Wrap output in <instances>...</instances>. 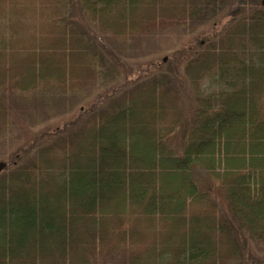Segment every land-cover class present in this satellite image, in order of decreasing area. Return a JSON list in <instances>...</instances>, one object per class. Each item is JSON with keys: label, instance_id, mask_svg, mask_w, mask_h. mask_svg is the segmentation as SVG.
Here are the masks:
<instances>
[{"label": "trees", "instance_id": "obj_1", "mask_svg": "<svg viewBox=\"0 0 264 264\" xmlns=\"http://www.w3.org/2000/svg\"><path fill=\"white\" fill-rule=\"evenodd\" d=\"M216 15L184 63L191 110L178 64L77 108L114 77L89 24L138 39ZM0 161V264L240 261L264 245V0H0Z\"/></svg>", "mask_w": 264, "mask_h": 264}, {"label": "rangeland", "instance_id": "obj_2", "mask_svg": "<svg viewBox=\"0 0 264 264\" xmlns=\"http://www.w3.org/2000/svg\"><path fill=\"white\" fill-rule=\"evenodd\" d=\"M79 15L80 13L76 12L74 17L77 19ZM218 18L219 15L211 16L202 23L196 22L194 26L187 25L166 28L161 31H156L155 34L153 33L138 39L135 37L123 39L114 38L110 35L104 36L89 24L86 39L90 46L96 52L103 55L105 59L104 68L102 70L103 78L101 79H104L106 75H110L112 72L114 77L108 84L104 85L103 81V86L96 88L95 91L87 97L81 98L82 101L77 108H79L82 103L88 105L91 102H97V100L102 97L109 99L111 96H117L126 88L133 86L136 83V79L132 78L140 76V74H144V76L147 77L156 75L160 72L165 73L166 70H168L171 72V76L175 78L176 74L173 71V67L176 66L177 68L178 64L180 74L179 82L183 89L189 110H191L193 106V96L188 87L187 78L183 74L184 63L188 55L199 53L203 49L205 42L215 36L213 34V24ZM231 20L232 18L230 17L224 22L222 26L223 31L232 22ZM183 49L185 52H179ZM180 55L182 56L179 57ZM162 56L165 57L167 62L170 61L168 66L159 64L160 61H158V59L162 58ZM250 58L251 52L248 51L246 61L250 62ZM215 71L213 76L208 74L202 80L201 86L206 94L214 93L225 86V83L218 73L220 70ZM181 74L184 76L182 77ZM63 116L66 115H55L50 122L58 123ZM67 116L75 118L76 110L68 112ZM45 125V123H41L35 126V132L33 134H38L40 129ZM185 132V127L180 128L175 135L168 139L167 143L173 144L176 148L181 147L184 136L186 135ZM23 142L24 140L22 139L21 143ZM15 145L18 146L19 143L16 142ZM196 178L199 183L202 184L200 185L201 187L207 189L212 188L213 182L211 178L201 169H196ZM243 250L244 252L242 251L243 256L241 260L231 264H255L256 261L258 262L260 259H264V245H260L248 239L247 243L243 246ZM107 262V264H113L111 263L113 261ZM262 264H264V262H262Z\"/></svg>", "mask_w": 264, "mask_h": 264}, {"label": "water", "instance_id": "obj_3", "mask_svg": "<svg viewBox=\"0 0 264 264\" xmlns=\"http://www.w3.org/2000/svg\"><path fill=\"white\" fill-rule=\"evenodd\" d=\"M5 166V163L0 162V170Z\"/></svg>", "mask_w": 264, "mask_h": 264}]
</instances>
